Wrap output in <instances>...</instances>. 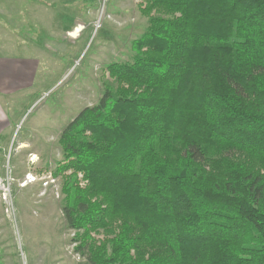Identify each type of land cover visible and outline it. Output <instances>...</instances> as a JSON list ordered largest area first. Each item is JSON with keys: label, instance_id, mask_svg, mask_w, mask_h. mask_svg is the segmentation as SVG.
Listing matches in <instances>:
<instances>
[{"label": "trees", "instance_id": "16d2710c", "mask_svg": "<svg viewBox=\"0 0 264 264\" xmlns=\"http://www.w3.org/2000/svg\"><path fill=\"white\" fill-rule=\"evenodd\" d=\"M145 1L132 63L60 134L67 227L89 264H264V0Z\"/></svg>", "mask_w": 264, "mask_h": 264}, {"label": "rangeland", "instance_id": "374dc122", "mask_svg": "<svg viewBox=\"0 0 264 264\" xmlns=\"http://www.w3.org/2000/svg\"><path fill=\"white\" fill-rule=\"evenodd\" d=\"M44 1L50 3L51 15L30 25L32 38H14V32L0 38L3 55L17 58V63L31 60L30 67H34L31 86L3 101L8 114L21 118L9 148L0 151V176L8 167L15 180L14 218L5 214L0 203V264H89L76 241L82 231L68 228L61 211L64 176L70 171L54 175L64 164L58 140L79 112L96 105L106 88L114 89L107 67L132 63V44L149 26L144 14L147 3ZM21 139L27 141L32 155L18 150ZM26 175L33 176L35 182L20 188L18 183ZM50 178L55 183L45 187ZM75 180L78 188H86L81 173ZM119 224L112 225L111 233L103 229L91 232V240L100 246L118 233Z\"/></svg>", "mask_w": 264, "mask_h": 264}, {"label": "crops", "instance_id": "0c3cea01", "mask_svg": "<svg viewBox=\"0 0 264 264\" xmlns=\"http://www.w3.org/2000/svg\"><path fill=\"white\" fill-rule=\"evenodd\" d=\"M48 6L50 3L44 0H0V38H3V33L8 32H14V38H32L30 25L40 24L43 16L51 15ZM17 60L15 57L3 55L0 51V151L9 148L14 128L21 118L8 114L3 101L28 88L32 83V61L24 59L17 63ZM17 144L18 150L31 154V151H27L29 145L25 139L18 140Z\"/></svg>", "mask_w": 264, "mask_h": 264}, {"label": "built area", "instance_id": "2783aa9c", "mask_svg": "<svg viewBox=\"0 0 264 264\" xmlns=\"http://www.w3.org/2000/svg\"><path fill=\"white\" fill-rule=\"evenodd\" d=\"M102 18L97 21L96 29L100 28ZM35 182V178L31 175H26L23 181L18 183L20 188H24L25 186L32 184ZM15 183L14 178L11 176L9 168H6V172L0 176V203L4 207V212L7 216L14 218V202H13V191L12 187ZM55 181L50 178L48 182H44V186L47 187L48 185L54 184Z\"/></svg>", "mask_w": 264, "mask_h": 264}, {"label": "bare ground", "instance_id": "6f19581e", "mask_svg": "<svg viewBox=\"0 0 264 264\" xmlns=\"http://www.w3.org/2000/svg\"><path fill=\"white\" fill-rule=\"evenodd\" d=\"M33 157V159L35 158L34 156H32Z\"/></svg>", "mask_w": 264, "mask_h": 264}]
</instances>
